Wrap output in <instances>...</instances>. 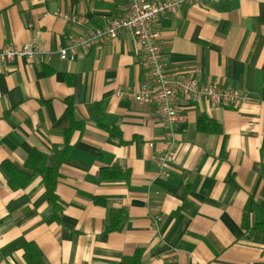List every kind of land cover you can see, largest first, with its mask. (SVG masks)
<instances>
[{
    "label": "crops",
    "instance_id": "obj_1",
    "mask_svg": "<svg viewBox=\"0 0 264 264\" xmlns=\"http://www.w3.org/2000/svg\"><path fill=\"white\" fill-rule=\"evenodd\" d=\"M123 8L122 0H0V47L31 43L49 53L40 64L16 59L0 66V264H27L26 244L42 264H119L138 249L140 264H264V232L248 236L240 227L249 199L258 204L254 222H264V0L184 5L160 18L170 76L250 93L238 108L179 99L181 119L170 133L154 105L115 96L145 80L128 33L72 61L56 55L68 37L121 16ZM66 98L85 125L73 133L59 168L55 222L41 177L33 174L24 188L12 190L3 163L22 169L31 150L52 160L69 123ZM96 105L120 140L95 126ZM201 116L221 132L198 131ZM168 142L174 158L164 178L156 159ZM115 166L129 171L127 182L98 179L99 169ZM113 210L124 216L106 233Z\"/></svg>",
    "mask_w": 264,
    "mask_h": 264
},
{
    "label": "built area",
    "instance_id": "obj_2",
    "mask_svg": "<svg viewBox=\"0 0 264 264\" xmlns=\"http://www.w3.org/2000/svg\"><path fill=\"white\" fill-rule=\"evenodd\" d=\"M219 0H122L124 11L121 16L108 19L103 25L88 29L82 34L68 37L63 46L56 50L62 61H72L91 49L104 45L126 32L131 37L134 53L140 57L145 80L128 91L116 90L115 96L130 95L139 103L154 105L161 127L170 133L181 117L178 100L197 102L206 99L215 107L238 108L250 98L245 89L201 80L196 76H170L168 61L161 48L158 21L164 16L176 14L184 5L213 6ZM55 16L74 25L81 26L83 19L56 12ZM16 59L34 64L49 59V53L34 44L6 45L0 47V66ZM168 149L156 159L161 177H168L167 165L174 158L171 142Z\"/></svg>",
    "mask_w": 264,
    "mask_h": 264
},
{
    "label": "trees",
    "instance_id": "obj_3",
    "mask_svg": "<svg viewBox=\"0 0 264 264\" xmlns=\"http://www.w3.org/2000/svg\"><path fill=\"white\" fill-rule=\"evenodd\" d=\"M223 8L216 7V10ZM66 83L69 84L68 79ZM64 113L69 119L68 126L62 130L63 143L61 148L53 156L49 162V157L36 150H31L26 159L22 162V169H17L9 162L3 163V168L9 176L8 186L12 190L24 188L30 181V176L35 174L41 177L42 184L46 192V201L52 207L51 219L55 222L59 221L61 208L57 203L55 194V185L59 176V168L61 163L68 157L71 151L70 141L75 131L81 133L83 131L85 122L76 121L74 117V105L71 98L64 100ZM97 128L102 129L110 137L120 140L121 135L118 129L110 126L109 117L102 112L99 105H96V111L90 117ZM197 128L200 132L206 133H220L221 126L214 121L208 120L201 116L197 121ZM97 177L102 182H114L129 180V171L127 169H120L117 166L114 168L99 169ZM96 204L103 205L101 199H93ZM258 209V204L252 200H248L243 208L241 216V229L249 236L254 232H264V222L257 224L254 222V213ZM124 216L123 210L111 211L110 220L105 227V232L110 233L116 231ZM24 260L27 264H42L41 258L31 244L23 246ZM142 252L138 249L129 259H124L119 264H140Z\"/></svg>",
    "mask_w": 264,
    "mask_h": 264
}]
</instances>
